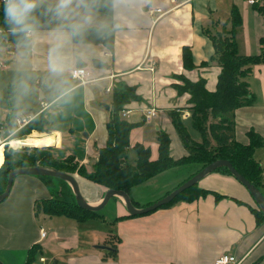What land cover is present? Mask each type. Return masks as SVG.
Instances as JSON below:
<instances>
[{
  "label": "crops",
  "instance_id": "0c3cea01",
  "mask_svg": "<svg viewBox=\"0 0 264 264\" xmlns=\"http://www.w3.org/2000/svg\"><path fill=\"white\" fill-rule=\"evenodd\" d=\"M114 3L110 14L101 12L107 24L118 25L115 27L113 50L103 43H91L94 54L86 64L80 66L90 70L93 79L81 83L69 74L72 80L78 82L65 86L63 93L47 88L40 90L41 87L33 89L30 98L25 99L28 103L25 106L32 109L37 107L38 110L32 115L16 116H30L33 119L43 112L51 132L37 131V135H46L34 137L52 136V143L49 144L53 145L55 154V150L63 148L64 136L59 127L49 123L52 117L62 113L55 110L50 111L52 113L49 115L48 111L65 98L68 99L61 107L72 109V114L69 110L65 111L69 115L82 108L83 114L89 115L94 123L81 143L84 151L77 154L70 150L66 156L73 154L88 170L93 169L99 148L107 143L106 123L110 119L112 95L117 83L133 86L141 97L127 104L126 110L129 112L123 116L133 123L144 121L132 128L130 145L140 142L150 146L151 158L156 159L159 155L158 133L164 130L171 138V155L179 158L187 155L189 150L169 112L176 109L187 126L195 130L191 125L190 94L180 93L177 86L183 84L179 76L185 75L192 80L203 77L207 88L215 89L221 66L215 60L206 65L202 62L210 61L214 54L210 35L222 31L224 27L231 28V15L230 21H225L217 13L230 9L232 14L233 6L238 7L242 24L237 28L236 41L241 54L260 53L264 46V14L249 0H114ZM150 7L161 8L162 11L149 13ZM13 45L15 43L1 47L3 55L0 58L7 68L15 63L20 67ZM184 46L191 48L196 66L193 69L184 67ZM43 54L44 48H41L39 63L35 66V71L42 73ZM94 59L106 62L108 66L95 67ZM247 80L255 97L254 102L237 108L229 115L235 120V137L238 141L249 143L250 130L262 139L263 144L255 149L254 156L262 167L264 178V63L254 64ZM39 90L41 96L37 97L35 91ZM13 93H16L15 86ZM153 106L158 113L151 121H146L145 108ZM155 119H158L155 122L158 133L149 139L146 130ZM13 124L16 125L15 121ZM193 137L200 141L197 135ZM181 166L184 164L162 171L146 182ZM185 167L190 169L181 182L175 186L169 183L166 189L170 188L164 194H159L158 199L199 171L197 163H187ZM87 181L78 178L82 194L89 203H100L107 188ZM141 184L133 186L130 195ZM199 185L223 196L217 198L209 193L191 202L179 201L169 208H159L150 214L117 221L113 219L110 222V227L114 229L112 232L106 231L103 223L89 221L102 218L86 221L71 218L69 221L61 219V216L55 220L48 219L46 216L58 215L44 212L40 215L45 224L58 223L53 232L64 239L62 243L66 248L75 251L81 249V253L69 257L68 264H214L222 254L236 256L239 264H264V219L259 222L253 213L252 208L258 206L246 186L235 177L220 172L209 173L199 181ZM50 193L45 180L37 175L19 174L15 177L8 197L0 202V252L6 253L7 249L17 246L30 250L33 244L39 243L42 237L34 218L35 205L38 199L47 198ZM116 204L115 217L129 213L122 197L117 196ZM86 231L90 238L84 237ZM82 243H87L95 251L88 254L82 248ZM115 249L117 252H114Z\"/></svg>",
  "mask_w": 264,
  "mask_h": 264
},
{
  "label": "trees",
  "instance_id": "16d2710c",
  "mask_svg": "<svg viewBox=\"0 0 264 264\" xmlns=\"http://www.w3.org/2000/svg\"><path fill=\"white\" fill-rule=\"evenodd\" d=\"M261 2H256L253 5L264 14V0ZM112 10L113 8L107 12L102 11V13L110 14ZM241 24V13L238 7L234 5L231 14V28L224 27L222 31L210 35L214 45V54L210 61H204L202 64L206 65L208 62L215 60L221 66L214 90L207 88L206 79L203 77L199 80H192L185 75L179 76L183 84L177 86L178 91L190 94L191 125L201 135L200 141L192 139L187 124L177 110L173 109L169 112L175 128L188 147L189 153L187 155L174 158L171 155V138L166 131L160 130L157 137L159 143L158 158H151L150 146L137 142L133 146L137 153L136 162L130 163L127 161L131 130L144 121L133 123L122 116V111L127 108V104L141 97L136 93L133 86L119 82L113 91L111 115L106 123L108 140L104 146L99 148V156L92 170H88L84 164H80L73 154L62 158L56 157L53 146L24 145L14 148L6 143L3 154L4 162L0 168V174L3 176L0 182V193L6 187L9 172L21 167L45 166L62 170L74 176V173L78 170L81 175L105 188H115L130 193L133 186L144 183L171 167L197 163L199 164L198 170H200L216 159L230 160L237 171L262 191L264 188L262 167L255 158L254 152L257 147L263 144V141L253 130L248 132L249 143L238 141L235 137V120L229 115L237 108L254 102L255 97L251 92L247 76L254 64L264 63V46L261 52L257 54L245 55L239 52L236 33ZM115 31L116 28L113 27L102 38L90 37V43H103L107 48L113 50ZM8 43H14L11 37L1 39V44ZM183 61L186 69L196 67L189 46L183 47ZM93 65L95 67L108 66L106 62L99 59H94ZM12 95L13 87L10 85L5 95L9 108L12 105ZM13 130L12 139L46 135H37V131L51 132L48 128V120L43 112L36 115L23 127L17 130L14 128ZM213 172L235 177L226 166L218 167ZM37 176L45 180L47 186L55 185L53 176ZM59 179V189L56 195L38 199L35 205L36 211L42 210L48 215L67 216L77 221L104 218L100 211L88 210L77 205L71 185L66 180ZM76 179L78 180L77 177ZM209 193H213L217 198L223 196L217 191L201 187L198 182L186 188L169 203L163 204L159 208H169L179 201L191 202ZM113 197L117 198V196ZM133 202L139 207L135 201ZM257 206L258 208H252V211L260 222L264 219V213L258 204ZM134 216L137 215L128 213L115 217L114 221ZM115 251L117 252V249ZM40 252H43L42 247L38 246V243L33 244L29 250L27 264H32Z\"/></svg>",
  "mask_w": 264,
  "mask_h": 264
},
{
  "label": "clouds",
  "instance_id": "9594fccd",
  "mask_svg": "<svg viewBox=\"0 0 264 264\" xmlns=\"http://www.w3.org/2000/svg\"><path fill=\"white\" fill-rule=\"evenodd\" d=\"M114 7V0H0V39H13L20 65L17 92L33 91L44 48L41 86L63 93L68 75L94 54L89 38L114 27L101 17Z\"/></svg>",
  "mask_w": 264,
  "mask_h": 264
},
{
  "label": "rangeland",
  "instance_id": "374dc122",
  "mask_svg": "<svg viewBox=\"0 0 264 264\" xmlns=\"http://www.w3.org/2000/svg\"><path fill=\"white\" fill-rule=\"evenodd\" d=\"M217 14L223 20L230 21V15H231L230 9H227V11H225L224 13L222 10L221 12ZM3 45L4 44H2L1 47ZM13 47H15V45H13ZM15 53L17 55L16 48H15ZM2 55H3V50L0 49V56ZM19 70H20V67L16 63L11 64L8 68L7 67L0 68V99H1L0 141H8L9 139H12L11 136L14 131L13 129L16 127V125L14 126L13 123L17 115H26V114L32 115L38 110L37 107H34L35 109H32V108L25 106L28 104L27 100L25 99L30 98L31 92L29 94L22 95V94H19L16 90L15 95L13 93L11 97V104H12L10 106L11 108H9L6 103L5 95L10 85H12V87L15 86L14 84H16V81L18 79ZM36 74H37V79L33 82L32 87L34 90L41 87L40 90H42L44 89L41 86V77L43 76V73L36 71ZM67 79H68V84L66 86H68L69 84L78 82L77 80H72L70 78V75H68ZM40 90L39 92L35 91V95L37 97L41 96ZM67 99L68 98H65L57 102L56 105L48 111L49 115L52 113L50 111H55V110L57 113H62L61 115L57 117L56 116L54 118L52 117L49 123L53 127H59L60 130L63 132L64 146L62 149L55 150V156L59 158L65 157L70 150L74 151L77 154H80L81 152H83L84 149L81 143L84 140V136L86 137V134H89L93 126V123H94V121L89 117V115L83 114L82 108L81 109L76 108L77 110L75 111L76 113L74 115H69L68 113H66L65 111L69 110L72 114V109H65L64 107H61L62 105H64ZM156 120L158 119H155L152 122H150L146 130V135H147V138L149 137V139H152V137H154L156 133H158L157 124H155ZM192 129H195V128L192 126ZM188 131L192 139H194L193 136L197 135L198 136L197 138H200L201 140V135L196 129L191 130L190 127H188ZM33 132H36V131H33ZM193 133L195 134L193 135ZM133 140L134 139H132V141ZM8 145L11 146L10 144ZM41 146H44V145H41ZM133 146L130 145L128 149V154H127V161L130 163H135L137 160V153ZM3 162H4V158H3ZM3 162L0 163V168ZM186 165L187 164H184V166L179 167V169L177 170L173 169L165 174L156 176L154 179L150 180L149 182L141 184L136 190H133L132 195H131L132 200L135 201L141 208L146 207L156 202L157 200H159L157 196H159V194H164L163 192H166V190L170 188L169 187L168 189H166L169 183L174 185L183 179L186 171L190 169V168H186L185 167ZM74 174L81 181L83 180L90 181L89 179L81 175L78 172V170ZM2 177L3 176L0 174V182L2 180ZM53 179H54L53 182L55 185L48 186L51 192L50 196L56 195L59 189L58 185H59L60 179L54 176H53ZM116 206H117L116 198L112 197L108 201V203L104 206V208L100 210V212L103 214L105 218H102L100 220H89V221H95L94 224L103 223L104 226L107 227L106 231L112 232L114 229L110 227L111 225L110 222H112L113 219L115 218V214L117 212ZM125 209L128 211L126 205H125ZM35 211H34V218H35V222L37 223L38 228L40 229L39 231L41 233V230H45L47 236L42 237L40 239L38 246L41 245L43 252L38 253L35 261L32 264H68L69 257L73 256V254L81 253V249H78L75 251L72 248H66L62 243L64 239L57 237L53 232L54 226H57L58 223L57 222L51 223L47 221L49 222V225L45 224V222L42 219V216L40 215L43 211L38 210L39 213ZM137 216H141V215H137ZM46 217L48 219L52 218L54 220L59 219L58 218L59 216H46ZM60 218L68 219L69 221H71V218H68L67 216H61ZM84 237L90 238L89 232L86 231V234H84ZM96 244L98 245L99 243H96ZM100 244H103V242ZM81 246L82 248L85 249V252H87L88 254L92 251H95L94 248H91V246H89L87 243H82ZM28 254H29V249L27 247L17 246L12 249H7L6 253L0 252V261H2L4 264H27ZM41 256L45 257V261H40Z\"/></svg>",
  "mask_w": 264,
  "mask_h": 264
},
{
  "label": "water",
  "instance_id": "95a60500",
  "mask_svg": "<svg viewBox=\"0 0 264 264\" xmlns=\"http://www.w3.org/2000/svg\"><path fill=\"white\" fill-rule=\"evenodd\" d=\"M107 107L109 106L107 105ZM44 146H53V145L49 144V145H44ZM0 160H1V157H0ZM221 166L228 167L230 172L236 177V179H238L243 185L246 186V188L249 190L254 200L256 201V203L259 205L260 209L264 213V193L261 191L260 188L255 186L245 176H243L239 171H237V169H235L231 161L228 159H216L212 161L211 163L201 168L198 172H196L186 181H184L182 184L178 185L172 191H170L163 197L159 198V200H157L156 202L146 207H142V208L135 205L129 192L125 190L115 189V188H107L101 202L95 205L91 204L87 201V199L82 194L79 182L74 175L64 172L62 170H59V169L45 167V166L21 167V168L11 170L8 174L6 187L4 191L0 193V202L5 200L8 197L11 191L14 179L17 175L19 174L50 175V176L62 178L71 185L73 192L75 194V200L77 202V205H79L82 208H85L88 210L100 211L102 208H104V206L108 203V201L113 196H120L124 200L125 205L130 214L142 215L149 211L159 208L163 204L169 203L180 192L198 183L206 175H208L209 173L213 172L216 168L221 167ZM0 264H4V263L0 261Z\"/></svg>",
  "mask_w": 264,
  "mask_h": 264
},
{
  "label": "built area",
  "instance_id": "2783aa9c",
  "mask_svg": "<svg viewBox=\"0 0 264 264\" xmlns=\"http://www.w3.org/2000/svg\"><path fill=\"white\" fill-rule=\"evenodd\" d=\"M174 1V0H173ZM260 0H249V3L254 4L256 2H259ZM155 11H162L161 8H152L150 7L148 9L149 13H154ZM1 39H0V49H1ZM5 67V62L0 58V68ZM71 76L75 79H77L78 81H80L81 83H86L88 81H91L92 75H91V71L86 69L85 67H77L76 69H74V71L71 73ZM0 109H1V99H0ZM128 110L124 109L122 111V116H126L128 114ZM158 111L157 109L153 106V107H146L145 111H144V119L146 121H151L156 115H157ZM31 120L30 116H18L15 118V123L17 125V129L23 127L25 124H27L29 121ZM46 236V231L45 230H41V237H45ZM40 261H45V257L41 256L40 257ZM240 261L239 259L234 256V255H229V254H222L220 256H218L215 261L214 264H239Z\"/></svg>",
  "mask_w": 264,
  "mask_h": 264
},
{
  "label": "bare ground",
  "instance_id": "6f19581e",
  "mask_svg": "<svg viewBox=\"0 0 264 264\" xmlns=\"http://www.w3.org/2000/svg\"><path fill=\"white\" fill-rule=\"evenodd\" d=\"M51 137L38 138V137H34V136H29L25 139H10V140H8V144H10L11 146L16 147V148L24 146V145L41 146V145L52 143ZM4 145H5V143H3V141L0 142V157H1L0 163L3 162V158H4V156H3Z\"/></svg>",
  "mask_w": 264,
  "mask_h": 264
}]
</instances>
